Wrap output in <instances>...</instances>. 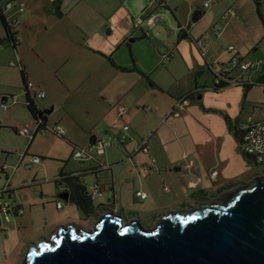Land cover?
<instances>
[{"label": "crops", "instance_id": "crops-1", "mask_svg": "<svg viewBox=\"0 0 264 264\" xmlns=\"http://www.w3.org/2000/svg\"><path fill=\"white\" fill-rule=\"evenodd\" d=\"M17 1H23L27 6L22 21L17 27L21 37V42L18 46L26 43L27 39L29 46L38 53L41 59V65L36 76L30 74V71L26 69V64L22 63L21 68L22 66L24 67L27 80L33 82L36 87L46 91V96L37 98L36 104L46 111L49 123L53 120V122H59L63 125V121L51 116L60 97L69 100L77 96L78 93L82 92L83 85L86 82L90 81L92 83V79L94 77L100 78L99 75L102 73L117 76L118 72H125L138 76L137 81L140 84L137 85L140 87H128L124 90V93H121L118 102V105H125L126 110H129L130 114L135 111L132 100H137L141 95H152L155 93L154 90L167 92L171 98L177 100L182 94L172 95L173 92L163 88L160 80L156 76H154L155 78H152V76L157 70H170L174 73L176 62H178L176 53L182 57L184 63L188 64L179 46L182 40H192L198 50L203 53L201 51L203 35L195 32L196 25L202 20L210 19L209 26L212 27L218 40L224 37V34L231 33L235 36L236 43H238L229 44L235 45L233 51L227 49L218 54L219 43L214 41L212 45L214 50L213 57L217 63L220 60H230L231 62L234 53L241 57L263 59L260 48L264 41V29H253V27L248 26L247 17L243 14L241 7L243 0H214L209 8L204 7L203 3L205 0H191L189 4L190 12L195 14V18L197 16L194 24L191 23V19L188 16L186 20V16L178 11L179 6L175 0H166L173 9L172 13L167 12V8L161 6L160 1L162 0H151L148 4H146L147 0ZM161 8L165 9L167 14H173L179 26L185 25L188 27L187 37H181L179 28L178 32L176 31V41L169 40V35H166V33L160 36L164 29H166L165 31L173 29L168 22L164 21L163 17L150 29L148 36L145 34L146 28L138 29L133 26L134 17L148 15L152 12L159 13ZM199 9L201 12L196 13ZM229 9H233L235 15L229 20L223 31L217 34L213 28L214 24L222 19L224 13ZM16 12L17 10L14 7L7 11V15L8 17H13ZM159 14L166 16L164 13ZM68 21H71L74 26L66 25ZM54 29H62L64 43L62 45L54 42L42 43L43 38L38 33L45 32L50 34L55 31ZM72 29H75L76 32ZM246 33L249 34L247 37H245ZM5 36L4 28L0 29V43L2 45L10 44L3 41ZM33 37H36V40ZM128 37H133L134 42L150 41L149 43H152L153 40L160 41V46L152 45L153 50L150 53V59L145 61L142 59L139 48L135 46L136 43L129 41ZM209 38L212 40L214 36H209ZM17 47L14 48L16 49ZM250 47H252V50ZM246 48L249 50L248 53L245 51ZM169 51H174V56L170 60H165L164 54ZM4 53V49L0 48V61L2 62L4 61ZM202 57L203 59L198 60L195 67H190V74L194 76V88L185 90L184 95L190 91H195L192 95V97H195L203 87L208 88L213 83L215 69L218 70L227 66L226 62L216 65L211 61L208 54L203 53ZM166 61H170L169 66ZM162 65H165L166 69L161 68ZM228 66H231L230 76L240 77L244 75L241 69L233 68L232 64H228ZM235 71L237 74L234 73ZM203 76H205L204 83L201 81ZM245 76L253 81L251 86L249 84H237L245 87L246 96L249 95L248 91L254 85H260L264 91V62L263 67L259 71L248 72ZM106 77V75L101 76L104 83L108 81V77ZM230 85H226L223 88ZM197 86L199 87L198 89ZM11 87L16 88V90ZM13 94L19 95L20 102L11 105L5 111L3 118L0 119V164L7 162L12 167L2 174L6 181L0 186H10L11 191L5 197L12 203L23 207L24 212L15 215L9 222L4 221L0 217V242L9 240L15 251L22 252V257H24L28 246L32 242L39 241L43 236H50L61 224L74 222L84 228H92L106 211L111 210L121 212L125 220L139 217L142 222L147 220L151 226H154L162 214L175 209L177 206L184 205L177 204L174 208L164 211L154 203L156 194L160 196L161 191L156 192L154 186L152 187V182H155L158 176L164 179L169 175L168 170H166L168 161L162 159L160 163L159 158L152 154L151 145L154 134L148 137L149 153L136 152L135 148L141 143L143 138H138L139 132L130 123L131 128L126 133L127 137L123 139L127 152L115 156L114 160L105 156V151L101 155V157H104L97 156L94 159V164H89L88 161L90 159L86 161L76 159L73 156V148L71 147V156L78 161L77 165L71 166V158H67L62 151L59 154H53L46 150V147L37 144L38 135L42 134L49 140L52 139L51 135H55L41 132L34 134L32 138L27 137L23 151L19 154L14 153L12 148L6 145V142L1 141L2 130L12 129L16 134H21L19 130L22 127H33L34 118L25 102L26 90L23 88V79L22 85L11 86V84H6L5 78H3L0 71V102L7 101L10 103L7 99H10ZM188 98L182 99L180 105H185ZM257 101H254L255 107L259 106L258 103L264 105V98L260 99L262 102ZM170 105L172 108L175 106L173 103ZM19 109L25 110L26 117H21L23 113ZM124 113L121 119H123ZM165 113L157 110L155 113L156 117L151 115L148 117V121L153 124L155 118L161 117ZM252 113L255 116L260 114L255 109L252 110ZM145 126L147 127L148 123H145ZM106 132L109 133L110 131L107 130ZM72 133L74 134L75 132L73 131ZM67 137L73 142L76 141V138H73L74 135L69 136L68 131ZM96 138L99 137L94 135L86 146L91 144L93 139ZM75 143L81 146L78 142ZM129 144H134V152L129 150ZM35 155L42 157L41 162L34 163L32 161V157ZM186 156L188 157V154ZM48 159L57 162V164L52 165L44 162V160ZM101 164H107L110 168L102 169L100 167ZM21 166L35 168L31 171L19 173ZM179 167V169H182L181 166ZM197 173L200 181L196 187H199L203 181V176L199 172ZM95 180L102 184L101 192L99 195L91 197V203L86 210L78 206L76 202L77 190H80V186H84L85 192L89 194V186ZM180 187L185 190L190 186L183 180ZM170 188V191L162 189V192H173V187L170 186ZM227 189L228 187H224L214 193H199L196 195V204ZM137 190L147 192L148 196L146 198L136 196L135 192ZM103 195L105 199L101 198ZM58 200L63 201L62 208H58ZM186 205L188 204L186 203ZM65 219L70 220L63 222ZM38 227L48 229V234L40 235L37 240L26 241L25 237L34 234ZM14 234L18 235V239H13Z\"/></svg>", "mask_w": 264, "mask_h": 264}, {"label": "rangeland", "instance_id": "rangeland-1", "mask_svg": "<svg viewBox=\"0 0 264 264\" xmlns=\"http://www.w3.org/2000/svg\"><path fill=\"white\" fill-rule=\"evenodd\" d=\"M150 1L147 0L146 4ZM190 1L175 0L179 6L178 11L186 16V20L188 16L191 19V23L194 24L195 14H191L190 12ZM241 7L243 14L247 17L249 27L264 29V24L258 14L254 0H243ZM159 10V13L166 14V16L161 15L164 21L168 22L170 27L173 28L167 29L169 31H165L166 29H164V32L160 36L166 33V35H169V40L176 41V31L178 32L179 30L176 17L173 14H167L163 8ZM260 11L264 18V0ZM209 22L210 19H206L196 25L195 32L203 35L201 51L204 54H208L211 61L216 65H221L223 62H226L227 65L232 64L230 60H220L217 63L213 57L214 50L212 45L214 41H218L219 50L217 53L219 54L227 50L229 44H238L236 43L235 36L231 33H226L224 37L218 40L212 27L209 26ZM66 25L74 26L71 21H68ZM0 29H3L1 22ZM72 30L76 32L75 29ZM38 35L43 38L42 43L54 42L59 45L64 43L62 29H56L50 34L42 32L38 33ZM248 35L246 33L245 37ZM209 36H214V38L211 40ZM33 38L36 40V37ZM128 38L129 41L134 42L133 37ZM149 42H134L136 43L135 46L139 48V52H141L142 59L145 61H149L150 59V53L153 50L152 45L156 47L160 46V41L153 40V44ZM179 46L190 66L184 63L182 57L176 53L178 62H176L174 73L170 70H157L152 76V78L156 76L163 88L173 92L172 95L174 96L179 94L183 96L185 90L194 88V76L190 74V67H195L197 61L203 59V53L198 50L192 40H182ZM252 47H250L251 50ZM1 48L4 49L5 53L4 61H0V71L3 78H5L6 84H11V86L22 85L20 74L22 63L26 64V69L30 71L32 76L38 74L41 59L38 53L29 46L27 39L26 43L18 46L16 49L11 44H3ZM245 51L246 53L249 52L247 48ZM260 51L264 59V41L261 44ZM166 64L169 66L170 61H166ZM161 68L166 69V66L162 65ZM102 75L108 77L106 83L102 81ZM99 77H94L92 83L90 81L86 82L83 85L82 92L78 93L77 96L69 100L60 97L51 116L63 121V125L66 127L69 136L74 135L73 138H76L75 142L81 144V147H85L94 135L104 139L113 138V141L110 139L113 144L106 147L105 155L112 160H114L115 156L127 152L123 144L124 140L120 136L123 124L130 123L134 126L139 132V139H146L149 135L154 134L151 145L152 154L159 158L160 163L162 159L168 161L166 170H168L169 175L164 179L158 176L157 180L152 182V187L154 186L156 192L161 191L160 196L156 194L154 200V203L160 209L167 211L174 208L177 204H184V207L187 206H185L186 203L194 205L196 204L197 194H203L204 192L214 193L224 187H228V189L223 194L230 193L240 189V184L242 183H251L257 174L264 172V162L257 163L255 160H249L234 134V125L245 122L253 109L258 113L261 112L263 105L258 103L259 106L255 107L254 102L255 100L262 102L260 99L264 98V91L260 85L252 86L247 96L245 94V87L236 83L218 91L203 87L195 97H189L185 105H180L179 100L171 98L167 92L154 90L155 93H151L152 95H141L137 100H132L135 111L130 114V111L126 110L123 119H121L122 117L120 118L119 113L121 105H118L120 95L128 87H140L137 85L140 84L137 81L138 76L136 74L118 72L117 76L102 73ZM204 80L205 76L201 78L202 83H204ZM11 88L16 90L14 87ZM7 100L11 102V99ZM171 103L175 104L173 108L170 105ZM147 105H150L153 110H145L144 107ZM157 110L158 112L166 113L161 117L155 118V122L152 124L148 121V117L151 115L156 117L155 113ZM20 111L23 113L21 117H26L25 110L22 109ZM4 114L5 111L0 109V119L3 118ZM50 122L52 123L53 120ZM145 123H148L147 127ZM107 130L110 132L107 133ZM73 131L75 132L74 134L72 133ZM51 136L52 139L49 140L42 134L38 135L37 144L46 147V150L53 154H59L62 151L67 158H71V166L77 165L78 161L71 156V146L58 136ZM1 141L6 142V145L12 148L14 153L19 154L24 149L27 136L16 134L12 129H5L2 130ZM134 148V144H129L131 152H134ZM186 154H188V157ZM101 155L98 156L101 157ZM189 159H194L195 161L190 169L187 168V161ZM44 162L52 165L57 164V162L49 159L44 160ZM88 162L89 164H94L95 161L94 159H90ZM179 166L182 169L177 168ZM21 167L19 173L31 171L35 168ZM197 172L203 176V181L199 187H189L185 190L180 187L183 180L187 184L191 180H197ZM5 181L4 175L1 174L0 184ZM166 183L173 187V192H162L164 186L167 185ZM101 198L105 199V196L103 195ZM69 220L65 219L63 222H68ZM141 223L145 227H152L147 220ZM48 232V229L38 227L34 234L28 235L25 238L26 241L37 240L40 235H47ZM13 239H18V235L14 234ZM21 255L22 252L15 251L9 240L0 242V264H22L24 257Z\"/></svg>", "mask_w": 264, "mask_h": 264}, {"label": "water", "instance_id": "water-1", "mask_svg": "<svg viewBox=\"0 0 264 264\" xmlns=\"http://www.w3.org/2000/svg\"><path fill=\"white\" fill-rule=\"evenodd\" d=\"M240 185L222 201L177 206L152 227L111 210L93 228L61 224L28 246L22 264H264V172Z\"/></svg>", "mask_w": 264, "mask_h": 264}, {"label": "built area", "instance_id": "built-area-1", "mask_svg": "<svg viewBox=\"0 0 264 264\" xmlns=\"http://www.w3.org/2000/svg\"><path fill=\"white\" fill-rule=\"evenodd\" d=\"M214 0H205L203 5L205 8H209ZM161 6L167 8V12L172 13L173 9L170 7L166 0L160 1ZM0 5L2 6L4 12L7 15V11L11 10L12 8H16L17 12L13 17L7 18L12 21L17 27L21 23L23 15L27 9L26 4L23 1L17 0H0ZM235 15V11L233 9L227 10L222 19L218 20L214 24V30L217 34H220L223 29L228 25L229 20L232 19ZM162 19V15L156 12H152L148 15H140L133 18V26L138 29L146 28L145 34H150V29H152L160 20ZM179 29L187 31L188 27L185 25H180ZM19 41H21L20 34L18 35ZM0 43V48H1ZM235 49L234 45H229L228 50L233 51ZM174 56V51H169L164 54L165 60H170ZM263 59H251L246 57H241L240 55L234 53L231 58V63L233 68H239L243 71L244 75L240 77L230 76V69L231 66H225L221 69L214 70V79L213 83L216 85H226L240 83V84H251L253 81L248 79L245 76L246 73L251 71H259L261 67H263ZM264 83V82H263ZM25 89V88H24ZM27 91L31 93L32 96L36 98H44L46 96V91L36 87L33 82H27ZM11 102L8 103L7 101L0 102V109L3 111H7L11 105L18 104L20 102L19 95L13 94L11 95ZM182 99L179 100V104H181ZM27 102V99L26 101ZM146 110H151L152 107L147 105L144 107ZM126 111V106H120V118L123 113ZM41 120L34 119L33 127L24 126L22 127L19 132L23 135H26L29 138H32L34 134L41 132V133H53L62 136H67V130L59 122H52L46 124L45 126L40 127ZM241 130V146L245 153L251 155L258 163L264 162V105L261 107V112L259 116H255L253 113H250L247 120L239 125ZM130 125L125 123L121 126V137L124 139L127 137V131L130 129ZM113 141V138H110ZM110 139H103V138H96L93 139V142L85 147L76 146L73 151V156L81 161H86L89 159H95L98 155L104 154L106 151V147L113 142ZM136 152L142 151L144 153H149V146H148V138L143 139L141 143L137 146ZM42 157L39 155H35L32 157V161L34 163L41 162ZM194 159H189L187 161V168L190 169L194 164ZM100 167L102 169H109L110 167L107 164H101ZM12 167L7 162H3L0 164V174L5 173L6 170L11 169ZM200 181V177H197V180H191L189 182L190 187H196ZM102 184L95 180L89 186V194L92 196H97L101 192ZM10 186H0V217L4 219V221L9 222L13 219L15 215L22 214L24 212V208L12 203L5 195L11 191ZM165 191H170L171 188L168 185L164 186ZM136 196L141 198H146L148 193L143 190H137L135 192ZM58 208H62L63 201H57Z\"/></svg>", "mask_w": 264, "mask_h": 264}, {"label": "trees", "instance_id": "trees-1", "mask_svg": "<svg viewBox=\"0 0 264 264\" xmlns=\"http://www.w3.org/2000/svg\"><path fill=\"white\" fill-rule=\"evenodd\" d=\"M254 1L256 3V6H257L258 14H259V16L262 19V22L264 24V18H263V15L261 14V11H260V7L263 3V0H254ZM0 22H1V24L5 30V34H6L3 41L12 44L14 47H17L21 42L18 39L19 31L17 29V26L7 18V15L4 12L1 5H0ZM187 36H188L187 31L182 30L181 31V37L185 38ZM21 75H22V79H23V88L26 89L27 88V82L29 80H27L26 72H25V69L23 66L21 68ZM226 84H228V83H225L224 85L223 84L222 85H216V84L212 83L211 85L208 86V88H211L215 91H218L221 88H223L224 86H226ZM249 85L251 86V84H249ZM198 88L199 87L197 86V89ZM194 92L195 91H190V92L186 93L185 95L179 97L178 100L188 98V97L192 96ZM26 99H27L26 105H27L28 110H29L30 114L32 115V117L35 120H41L40 127L48 124L49 121H48V116L46 114V111L44 109H41L40 107H38L36 104L37 98L35 96H32L31 93L29 91H27ZM15 130H17V129L15 128ZM234 133H235V136L237 137V139L239 140V142L241 144V130H240L239 124L234 125ZM55 135L60 137L64 141H66L69 145H71V147L73 148V151H74V148L76 146H78L75 142H73L67 136H62V135H58V134H55ZM245 154L249 160H255L251 155H249L247 153H245ZM85 190L86 189L84 186H82V187L80 186V190L79 189L77 190L78 192H77L76 202H77L78 206L87 210L89 204L91 203V197H93V196L87 194L85 192Z\"/></svg>", "mask_w": 264, "mask_h": 264}, {"label": "flooded vegetation", "instance_id": "flooded-vegetation-1", "mask_svg": "<svg viewBox=\"0 0 264 264\" xmlns=\"http://www.w3.org/2000/svg\"><path fill=\"white\" fill-rule=\"evenodd\" d=\"M223 192H221V193H219L217 195H214L212 197L205 198L202 201H199L196 205H199L201 202H204V201H208V202H212V203H216V202L222 201L225 198V196L227 195V194H223ZM138 219L141 221V219L139 217H138Z\"/></svg>", "mask_w": 264, "mask_h": 264}]
</instances>
